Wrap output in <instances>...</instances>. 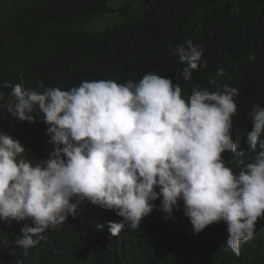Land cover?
Instances as JSON below:
<instances>
[{
	"label": "clouds",
	"instance_id": "obj_1",
	"mask_svg": "<svg viewBox=\"0 0 264 264\" xmlns=\"http://www.w3.org/2000/svg\"><path fill=\"white\" fill-rule=\"evenodd\" d=\"M168 49L186 83L207 67L191 39ZM224 74L220 66L215 76ZM88 75L77 86L2 85L3 126H13H0V221L30 222L14 245L27 257L88 202L113 237L147 221L168 225L180 210L194 234L223 222L226 246L239 255L264 217V105H253L241 133L236 88H186L103 59Z\"/></svg>",
	"mask_w": 264,
	"mask_h": 264
},
{
	"label": "trees",
	"instance_id": "obj_2",
	"mask_svg": "<svg viewBox=\"0 0 264 264\" xmlns=\"http://www.w3.org/2000/svg\"><path fill=\"white\" fill-rule=\"evenodd\" d=\"M112 1L0 0V91L9 94L2 87L5 81L77 86L89 79L99 59L107 66L125 62L186 88L238 89L239 131L249 129L248 113L254 104L264 105V0H130L114 11ZM109 14L123 22L97 32L93 23ZM187 39L202 46L207 67L193 70L186 83L178 75L184 65L168 44ZM220 66L225 74L216 77ZM7 118V111L0 110L1 128L11 131V120L3 126ZM96 207L81 204L59 231L43 234L27 257L13 242L30 222L8 226L0 221V264H15L18 258L24 264H264V217L237 255L226 246L223 222L194 234L180 210L168 225L147 221L113 237L101 229L104 216Z\"/></svg>",
	"mask_w": 264,
	"mask_h": 264
},
{
	"label": "rangeland",
	"instance_id": "obj_3",
	"mask_svg": "<svg viewBox=\"0 0 264 264\" xmlns=\"http://www.w3.org/2000/svg\"><path fill=\"white\" fill-rule=\"evenodd\" d=\"M130 0H113L110 3V6L112 9L117 10L120 8H123ZM123 19H119L116 14H110L105 17V20L97 19L93 24L95 26L93 27L97 31H104L107 29L109 24L116 25L118 23H122Z\"/></svg>",
	"mask_w": 264,
	"mask_h": 264
}]
</instances>
